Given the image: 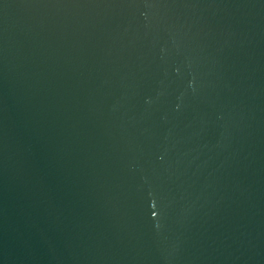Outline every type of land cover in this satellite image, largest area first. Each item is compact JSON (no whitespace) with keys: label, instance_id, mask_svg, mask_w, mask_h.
Masks as SVG:
<instances>
[{"label":"water","instance_id":"1","mask_svg":"<svg viewBox=\"0 0 264 264\" xmlns=\"http://www.w3.org/2000/svg\"><path fill=\"white\" fill-rule=\"evenodd\" d=\"M0 264H264V0H0Z\"/></svg>","mask_w":264,"mask_h":264}]
</instances>
